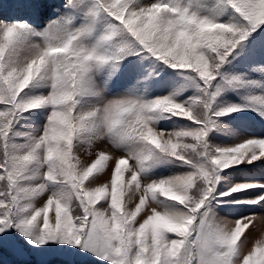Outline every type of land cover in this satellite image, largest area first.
Here are the masks:
<instances>
[{
	"label": "snow or ice",
	"instance_id": "6c2138e0",
	"mask_svg": "<svg viewBox=\"0 0 264 264\" xmlns=\"http://www.w3.org/2000/svg\"><path fill=\"white\" fill-rule=\"evenodd\" d=\"M257 169L264 0H0V264H264Z\"/></svg>",
	"mask_w": 264,
	"mask_h": 264
},
{
	"label": "rangeland",
	"instance_id": "374dc122",
	"mask_svg": "<svg viewBox=\"0 0 264 264\" xmlns=\"http://www.w3.org/2000/svg\"><path fill=\"white\" fill-rule=\"evenodd\" d=\"M226 143H232V141H226ZM256 172V175L259 177L260 175H264V170H260V169H257L255 170ZM250 211H256L258 213H264V209H260V208H254V209H250ZM0 259L2 260H11L12 257L8 254V253H3L2 257H0Z\"/></svg>",
	"mask_w": 264,
	"mask_h": 264
}]
</instances>
